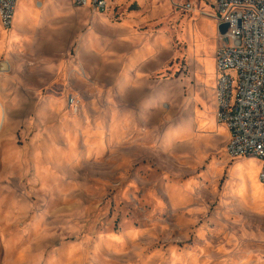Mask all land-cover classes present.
Here are the masks:
<instances>
[{"label":"rangeland","instance_id":"obj_1","mask_svg":"<svg viewBox=\"0 0 264 264\" xmlns=\"http://www.w3.org/2000/svg\"><path fill=\"white\" fill-rule=\"evenodd\" d=\"M104 1L35 0L0 60V264H264V198L234 171L264 189L262 163L216 115L213 0Z\"/></svg>","mask_w":264,"mask_h":264},{"label":"built area","instance_id":"obj_2","mask_svg":"<svg viewBox=\"0 0 264 264\" xmlns=\"http://www.w3.org/2000/svg\"><path fill=\"white\" fill-rule=\"evenodd\" d=\"M74 1L88 5V0ZM17 2L0 0L5 30L13 28ZM92 4L99 10L106 6L104 0ZM212 8L219 25H228L227 34L220 36L216 62L220 73L216 115L230 132L227 153L232 158L260 159L264 184V0H213Z\"/></svg>","mask_w":264,"mask_h":264},{"label":"bare ground","instance_id":"obj_3","mask_svg":"<svg viewBox=\"0 0 264 264\" xmlns=\"http://www.w3.org/2000/svg\"><path fill=\"white\" fill-rule=\"evenodd\" d=\"M50 2V1H49ZM17 10L15 11L16 13V21H14V25L13 28L8 32L7 34V41L11 44L14 43L15 41H18L21 39V35H20V28L25 27L27 24L29 23H37L39 21L40 15L42 13L43 3H36L35 0H19V2H17ZM19 8V9H18ZM47 9V8H46ZM47 12V11H46ZM60 12V11H59ZM88 14V13H86ZM86 16V15H85ZM89 16V15H87ZM86 16V17H87ZM43 17V15H42ZM85 17V18H86ZM44 18V17H43ZM93 19V18H92ZM107 19V18H104ZM44 20V19H43ZM53 21V20H52ZM56 21V19H55ZM42 22V21H41ZM51 22V21H50ZM88 22V19H87ZM107 22V20H106ZM40 23V22H39ZM89 23V22H88ZM123 23V22H122ZM124 24V23H123ZM88 25V24H87ZM35 27V25H34ZM94 28V27H93ZM44 31V30H43ZM41 31V32H43ZM43 36V35H42ZM83 36V35H82ZM81 37V36H80ZM81 40V39H80ZM10 46V48H11ZM162 46V45H161ZM80 52V51H79ZM48 62V61H47ZM46 62V63H47ZM73 64V63H72ZM79 74V73H78ZM134 78V77H133ZM193 99V98H192ZM198 113V112H197ZM202 115V114H200ZM210 118V117H209ZM75 119V118H74ZM79 120V119H78ZM209 120V119H208ZM197 121L200 127H204L206 126L207 122L206 120H203V118H199L197 116ZM211 121V118L210 120ZM77 123V122H76ZM214 123V122H212ZM208 125V124H207ZM214 125L212 126H206L209 129L213 128ZM208 131V130H207ZM96 132V131H95ZM211 132V131H210ZM207 133V132H206ZM89 141V140H88ZM74 143V142H73ZM59 150V149H58ZM69 153H67L68 155ZM67 159V158H66ZM239 160V159H238ZM236 161V160H235ZM250 161V160H249ZM244 163V162H243ZM245 164V163H244ZM253 166V165H252ZM251 166V168H252ZM249 167V165H248ZM248 167H244L243 169H239L238 167L234 168L235 172H238L240 177H241V182L243 184V186H246L248 183L251 184L252 189L254 191V196L257 198H264V189L263 186L260 184L259 180H258V172L255 173L250 172V170L248 169ZM250 168V167H249ZM254 168V167H253ZM254 169H252L253 171ZM232 181V180H231ZM261 201V200H258ZM256 202V201H255ZM254 202V203H255ZM263 203V202H262ZM256 204V203H255ZM112 245V243H111Z\"/></svg>","mask_w":264,"mask_h":264},{"label":"crops","instance_id":"obj_4","mask_svg":"<svg viewBox=\"0 0 264 264\" xmlns=\"http://www.w3.org/2000/svg\"><path fill=\"white\" fill-rule=\"evenodd\" d=\"M16 10H17V7H16ZM16 14V13H15ZM15 23V22H14ZM2 26H1V24H0V60L5 56V55H7V53L9 52V48H10V46H11V44L7 41V37H6V35L2 32ZM4 30V29H3ZM221 45V44H220ZM220 45H219V47H220ZM143 58V57H142ZM121 61H123V62H128L129 63V61L131 62V55H128V53L126 54V56H124V55H121ZM142 62V61H141ZM132 65H134V64H132ZM139 65V63L137 64V66ZM135 66V65H134ZM131 67V66H130ZM139 74H140V72H138ZM139 75H137V77H138ZM133 78L134 76L132 75V71L131 72H129V71H127V73L125 74V75H120V76H116V79L117 80H121L122 78H124V79H129V78Z\"/></svg>","mask_w":264,"mask_h":264},{"label":"water","instance_id":"obj_5","mask_svg":"<svg viewBox=\"0 0 264 264\" xmlns=\"http://www.w3.org/2000/svg\"><path fill=\"white\" fill-rule=\"evenodd\" d=\"M218 31L221 36H225L228 32V25L227 24H221L218 26Z\"/></svg>","mask_w":264,"mask_h":264}]
</instances>
